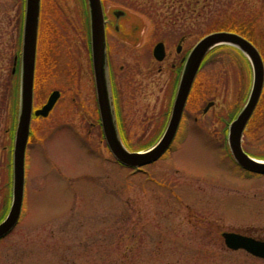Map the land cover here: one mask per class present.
I'll list each match as a JSON object with an SVG mask.
<instances>
[{
	"label": "rangeland",
	"instance_id": "obj_1",
	"mask_svg": "<svg viewBox=\"0 0 264 264\" xmlns=\"http://www.w3.org/2000/svg\"><path fill=\"white\" fill-rule=\"evenodd\" d=\"M25 3L0 0V141L12 108L15 127L19 118ZM102 6L117 71H157L152 52L159 42L175 54L185 36L186 54L206 35L231 30L251 41L264 60V0H102ZM89 22L87 0H41L33 107L44 106L53 91L61 97L47 118H34L21 219L0 241V264H264L227 249L222 237L256 228L264 238V174L236 166L220 136L185 137L210 101L219 106L202 119L208 137L220 129L219 118L229 119V109H243L252 88L250 61L234 47L212 50L172 149L135 171L117 162L100 128L90 125L97 116L91 54L74 38L85 26L89 35ZM162 67L149 86L138 77L121 84L130 151L154 145L167 128L170 70ZM252 117L245 149L263 154L264 89ZM8 158L0 147V187L13 186ZM9 186L0 192V219L10 210Z\"/></svg>",
	"mask_w": 264,
	"mask_h": 264
},
{
	"label": "water",
	"instance_id": "obj_2",
	"mask_svg": "<svg viewBox=\"0 0 264 264\" xmlns=\"http://www.w3.org/2000/svg\"><path fill=\"white\" fill-rule=\"evenodd\" d=\"M91 27L92 64L97 90V99L101 123L107 145L122 165L140 169L160 160L170 149L181 121L188 96L197 76L201 63L215 48L223 45L238 48L250 61L253 71V84L249 99L230 126L229 144L236 162L244 169L264 174V161L246 154L242 148L243 131L255 111L264 88V62L257 48L242 36L230 32H215L201 39L190 52L181 77L179 90L174 103L173 113L162 138L145 151H129L119 134L114 103L108 76L106 53L105 17L101 0H87ZM41 0H26L23 25V41L20 75V106L13 154V198L10 211L0 223V239L10 234L18 225L24 200L26 148L30 135L33 113L34 80L36 67L37 39ZM123 13L117 12L119 17ZM165 45L158 43L154 48V57L162 61L165 57ZM60 97L54 91L47 103L35 111L36 116L47 117ZM225 245L233 251L244 250L264 259V242L234 232L222 234Z\"/></svg>",
	"mask_w": 264,
	"mask_h": 264
},
{
	"label": "flooded vegetation",
	"instance_id": "obj_3",
	"mask_svg": "<svg viewBox=\"0 0 264 264\" xmlns=\"http://www.w3.org/2000/svg\"><path fill=\"white\" fill-rule=\"evenodd\" d=\"M116 13L117 12H115V15H116ZM105 20H106L105 32H106V53H107V64H108V76H109V83H110L111 93H112V98H113V103H114L115 116H116V120H117L119 133H120L122 139L127 140L128 139V135H127V130L125 128V121H124L125 118H124V111H123L124 109H123V103H122V94H123V91H124V87L121 88V84L124 86L125 83H131V82L134 81V79H136L138 77V79L139 80L141 79V81H143V80L147 81L148 82V86H149L151 83H154L156 81L157 77L155 78V76H157V73L158 74L164 73L165 70H164V68L162 66H165L167 64L169 65V70H170V73H169L170 83H169V87L167 88V90L164 93V101H166V108L168 109L167 123L169 124V121L171 120V117H172L176 96H177V93H178V90H179L181 77H182V74H183V71H184V68H185V63H186V60H187V58H188V56H189V54H190V52L192 50V49H190L188 51V53H186V54H184V52H183L184 51L183 47H184V43L186 41V37L183 36L180 39V41L178 42V44L176 46L175 54H172L171 52H168L167 46L163 42L164 45H165V52H166L164 59L159 62V61H157L154 58L155 61L160 65L159 69L157 71L152 69V68H144V70L141 69L142 71L139 70V73L135 74L132 71L133 69H130L129 67H126V66H121L120 71H117V64H116L117 57L114 56V52H115V48L116 47H114V45H112V43L110 42V37H109L110 30L108 28V23H107L108 21H107L106 18H105ZM88 26H89V35H88V28L85 26L83 28L82 33H80L79 30H78L79 36H77L78 35L77 34L74 38L82 46L81 48H83V49H86L87 47L89 48V53L91 54V61H92L90 22H89ZM115 29H116V31H118L119 27L115 25ZM39 31H40V29L38 30V39H39ZM87 37H88V39H87ZM38 39H37L36 56L38 54ZM84 44H85V46H84ZM154 48H155V46H154ZM154 48H153V52H152L153 53V57H154ZM236 50L245 58V56L238 49H236ZM205 63H206V60H204L201 63L200 68H199L198 73H197V76H196V79L198 78V76L200 75L201 71L203 70ZM92 68H93V64H92ZM13 73H14V71H13ZM36 76H37V74H36V70H35L34 87H35V83H36ZM91 80L93 81L92 82V91L94 93V100H95L94 103H95V111H96V115H97L96 116L97 117V121H96V117H95V121L91 120L90 125L93 128L99 127L100 130H101V134L104 135V131H103L102 123H101V116H100V110H99V105H98L97 90H96V84H95V77H94L93 69H92V74H91ZM140 84L142 85V82H140ZM193 86H194V84H193ZM192 89H193V87H192ZM191 92H192V90H191ZM191 92H190V94L188 96L185 108L183 110V114H182L181 121H180V124H179L178 129H177V132H176V136H175L173 145H174L175 141L179 138V134H181V130H182L183 126H184L183 125V121H184L183 119L185 118V115H186V112H187V108H188L187 105L189 103V98H190ZM60 97H61V93H60ZM60 97H59V99H60ZM34 99H35V90H34ZM59 99H58V101H59ZM58 101H57V103H58ZM55 106H54V108H55ZM218 106H219V104L217 105V102H216V105H215L214 101H210L206 105L204 110H203L204 114L202 116L197 114L191 120V123H189V124H190V128L194 132H190V131L187 132L185 137L186 136H188V137L191 136L192 138H198V139H201V138H207V139L212 138L211 140H213V139L217 140L219 138V136H220L222 138V142L224 141V144H222V145L225 146L229 158L232 160V162L235 163V161L233 159V156H232L231 149H230V145H229L230 125L237 118V116L239 115V113L242 110V108L238 111V113H235L236 111L231 113L230 109H229V111L227 112V113H229V119L226 120L225 118L224 119L223 118H219L218 119V124L220 125V129H218V131L214 132V134H211L212 132L211 133L207 132V134L210 135L209 137L207 135H205L206 133H203V131H202V130H204V127H205V123H203L202 119H204L205 115L211 109H213V107L215 108V107H218ZM225 107H226V105L224 104L222 109H224ZM38 109H40V107L39 108L33 107L32 121H31V128H30V136H29L27 150L29 148V145L32 144L33 140L35 139V137H33V133H34L33 122H34V118L38 117V116L35 115V111L38 110ZM13 115L14 114H13V108H12L10 117H6L5 125H3V128H2V130H3L2 131L3 139H1V141H0V147L4 151L6 150L7 157L9 156V158H8L9 160L7 159V161H6V166H8V164H9V166H10L9 168L11 169V171H12V168H13V151H14V137H15ZM152 117L154 118V121H157V115H154ZM152 117L150 116V118H152ZM38 118L45 119L47 117L39 116ZM252 119H253V117L250 118L249 122L247 123V125H246V127H245V129L243 131V134H242V148L250 156H263L264 153L263 154H251L248 151H246V149H245L244 137H245L246 133L248 132V128H249V126H250V124L252 122ZM145 122H147V121H145ZM148 123H150V121H148ZM150 124H152V123H150ZM155 126H156V123L154 124V130L156 131V127ZM37 139L40 140V138H37ZM103 139H104V136H103ZM173 145H172V147H173ZM172 147L170 148V150L172 149ZM235 165L237 166L236 163H235ZM260 175H262V174H260ZM7 186H9V185H7V184L2 185L0 187V192H2L3 189L5 187H7ZM9 187H11V192H10L11 195H10V197L12 198V186H9ZM10 208H11V204H10ZM3 218H4V216L1 219H3ZM256 231H257V229L255 228L253 230H247V232H240V231H232V232L240 233V234L246 235L248 237H251V238H253L255 240H259V241L261 240V241L264 242V238L257 236L256 235V233H257Z\"/></svg>",
	"mask_w": 264,
	"mask_h": 264
},
{
	"label": "trees",
	"instance_id": "obj_4",
	"mask_svg": "<svg viewBox=\"0 0 264 264\" xmlns=\"http://www.w3.org/2000/svg\"><path fill=\"white\" fill-rule=\"evenodd\" d=\"M21 19H23V5H22V12H21ZM229 29H231V28H229ZM228 29V30H229ZM231 32H233V30H231ZM15 77V76H14ZM19 77V76H18ZM19 79V78H18ZM16 91V90H15ZM16 107H17V105H16ZM15 111H16V109H15Z\"/></svg>",
	"mask_w": 264,
	"mask_h": 264
}]
</instances>
